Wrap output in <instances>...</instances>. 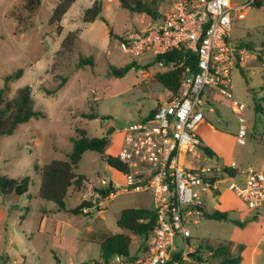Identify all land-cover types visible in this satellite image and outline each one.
<instances>
[{
	"label": "rangeland",
	"instance_id": "374dc122",
	"mask_svg": "<svg viewBox=\"0 0 264 264\" xmlns=\"http://www.w3.org/2000/svg\"><path fill=\"white\" fill-rule=\"evenodd\" d=\"M58 1L41 0L37 9L28 14L22 8V0H0V88L5 76L20 70L21 77L8 84L4 97L10 99L17 89L27 85L33 108L44 114V118L18 125L11 136L0 137V175L12 179L29 176L27 188L31 195L30 200L13 193L0 195V211L4 216L0 223V264H11L13 258L22 264H94L99 260L98 244L103 239L102 234L128 236L131 256H137L147 244L143 238L118 228L116 220L126 208L152 209V197L148 192H119L101 204L103 211L88 215L70 212L81 195L76 190L71 189L69 192L73 195L66 196L65 210L34 194L39 186L34 165L41 167L51 159L65 160L71 150V138L77 137V128L83 129L88 137L106 136V127L114 121L126 124L138 121L168 96L162 85L145 82L134 71L139 67L136 65L138 58L124 53L118 40V37L144 28L150 16L122 9L118 0H101L102 16L107 25L99 19L84 23L81 16L94 0H76L62 18V30L58 34L55 25L49 23ZM145 1L159 16L166 13L167 4L163 0ZM109 29L112 30L111 37L108 36ZM73 31L78 39L70 52H64L60 43L68 32ZM230 36L235 43L246 42L254 47L264 42V4L248 8L245 19L231 28ZM80 57H90L93 65L76 69ZM130 62L136 63L122 78L114 77L108 70L109 66L121 68ZM139 68L148 72L146 67ZM261 81L258 68L231 71L233 99L246 106L248 132L256 134L257 140L247 139L246 146L235 143V118L228 100L218 97L213 110L219 116L205 110V125L198 126L195 131L200 141L196 148L199 157L184 154L180 159L183 163L192 160L194 167H215L233 160L241 167L248 166L244 162V148L256 147L260 144L259 135H264V116L253 111V100L257 102L264 97ZM57 86L61 87L55 93L45 92ZM90 114L98 115V118L88 119ZM101 117L107 119L101 120ZM119 136L118 130L106 136L107 147L113 151H107V154L88 151L82 155L75 172L87 183L96 184L97 177L104 176L124 186L122 174L105 161L106 155L112 156L117 150ZM203 148L213 155H206ZM231 181L224 177L218 186L223 189ZM85 190L83 183L79 192ZM24 207H28L26 213ZM42 211H45L47 221L38 229ZM257 216L255 220H245L242 227L221 225L212 233L208 230L209 234L206 228L201 230L198 235L207 237L206 245L202 246L203 255L211 251L216 241H221L223 244L217 245H224V248L233 243L247 247L256 245L258 238L264 235V215ZM9 237L13 238L10 245ZM176 242L177 239L175 246ZM8 247L13 249L12 253L8 254ZM256 247L258 257L264 259V238ZM222 259L223 256L215 254L208 257V262L216 264Z\"/></svg>",
	"mask_w": 264,
	"mask_h": 264
},
{
	"label": "built area",
	"instance_id": "2783aa9c",
	"mask_svg": "<svg viewBox=\"0 0 264 264\" xmlns=\"http://www.w3.org/2000/svg\"><path fill=\"white\" fill-rule=\"evenodd\" d=\"M163 1L166 13L150 17L144 28L124 36L120 48L138 58L137 66L147 68V73L139 67L134 70L145 82L181 69L177 93L163 87L168 96L149 114L117 129L119 143L113 156L123 165L124 171L119 172L125 184L104 176L97 177L96 184L86 182L89 206L82 209L84 214L101 211V204L119 192H148L155 226L133 261L113 255L106 264H180L188 246L185 243L178 255L171 257L174 238L189 239V225L203 214L204 196L217 191L224 177L232 180L227 188L247 210L254 216L264 215V171L235 162L215 167H183L179 163L183 152L193 153L200 145L195 131L205 123L204 111L219 116L213 110L218 97L228 100L235 118V143H247L246 106L233 99L231 71L258 68L264 82V42L255 47L235 43L230 30L245 19L248 8L259 7L261 0ZM257 102L262 108L259 114L264 116V97ZM204 178L215 180L209 184Z\"/></svg>",
	"mask_w": 264,
	"mask_h": 264
},
{
	"label": "trees",
	"instance_id": "16d2710c",
	"mask_svg": "<svg viewBox=\"0 0 264 264\" xmlns=\"http://www.w3.org/2000/svg\"><path fill=\"white\" fill-rule=\"evenodd\" d=\"M76 0H59L53 10L49 20L51 25H55L56 31L59 34L62 30L60 22L68 9ZM119 6L135 14H146L151 18H156L159 14L149 8L145 0H118ZM41 0H22V8L28 13L32 14L40 5ZM259 6V5H258ZM100 20L107 25V21L102 16L101 0H94L91 6L84 10L81 20L84 23H92ZM108 36H112V30L109 29ZM78 39L76 31L68 32L60 43L61 50L70 52ZM118 40L123 41L122 37ZM247 46L250 44L247 43ZM85 65H93L90 57H80L76 69ZM134 63L130 62L121 68H114L109 66L108 70L116 78H122L132 68ZM181 69L157 74L155 77L156 83L162 85L164 88L170 90L173 94L177 93L179 87V78ZM22 75L20 70L11 72L4 77L3 86L0 88V137L11 136L18 125L27 123L31 119L44 118V114L33 108V101L31 98V90L29 86H23L17 89L10 99L4 97V93L8 91V84L19 79ZM61 86L55 87L51 91H46L47 94L55 93ZM261 89H264V82L261 83ZM255 113H260L262 108L253 100ZM88 119H96L98 115L90 114ZM107 117H101V120H106ZM77 137L71 138V150L66 155L65 160L53 159L41 167L34 165L35 171L39 173V187L37 197L47 202L53 203L58 209L65 210L64 200L68 194L69 189L79 191L83 188L84 177L78 175L75 170L85 152L91 151L99 154H104L107 146V137H88L83 129L77 128L75 130ZM203 152L210 156V150L203 148ZM105 161L108 166L117 171H124L123 165L117 160L115 156L106 155ZM29 183V178L21 179L8 178L5 175H0V195L7 196L11 193L15 195L23 194ZM89 204L85 201L80 202L70 212L74 215L83 214L82 209L88 207ZM27 211V208H24ZM85 215V214H84ZM202 216L207 220L225 222L230 221L237 227H242L244 223L235 220H229L226 213L213 212L203 213ZM116 226L120 229L127 230L132 235L138 236L147 240L150 237V232L155 226V214L153 210L141 208H126L123 209L116 220ZM131 239L122 234L105 235L99 242V260L94 264H106L107 260L113 255H120L129 261H133L135 256H131L128 252ZM217 253H222V249H217ZM239 258L223 257L219 264H238Z\"/></svg>",
	"mask_w": 264,
	"mask_h": 264
},
{
	"label": "crops",
	"instance_id": "0c3cea01",
	"mask_svg": "<svg viewBox=\"0 0 264 264\" xmlns=\"http://www.w3.org/2000/svg\"><path fill=\"white\" fill-rule=\"evenodd\" d=\"M262 4H264V0H261V3L259 5V7L262 6ZM143 80H144V78H143ZM152 82L156 83L155 80L154 81L152 80L150 83H152ZM151 111H149L148 114ZM202 125H205V123L202 124ZM108 127L109 126H107L106 128H108ZM259 137H260V144H257L256 147H253V148L252 147H249V148L245 147L244 148V154L246 156V159L244 160V162L248 166L257 167V169H259L261 171H264V135H259ZM248 139L256 141L257 140V135L250 131V132H248ZM246 144L244 146H246ZM107 151L111 152L113 150H109V148L106 146L105 154H107ZM184 154H186V153L183 152L180 155L179 163L183 167H194L193 164H192L193 163L192 160H189L187 163H183V161L180 160L181 158H183ZM190 154H192V156H194L196 158L199 157V155L196 153V151H194L193 153H190ZM212 155H213V153H212ZM51 160H53V159H51ZM204 161L205 160H203V162ZM230 162H234V161L232 160ZM229 163H227V164H229ZM227 164H223L221 166H226ZM236 164H238V163H236ZM238 165H240V164H238ZM38 167H40V166H38ZM197 167H201V166H197ZM37 174H38V177H39V173L38 172H37ZM25 177H29V176H25ZM83 183H86V181L84 180ZM217 187H218L217 191L209 192L208 194H206L204 196L203 213H213L215 211L221 212V213H226L229 220H235V221L240 222V223H243L245 220H255L258 217V216H254L249 210H247L246 207L241 203V201L238 198H236L235 195L230 190H228L227 187H225L223 189H220L219 186H217ZM70 190L71 189L68 190V194H70V192H69ZM37 191H38V189L35 190V193H34L35 196H37L36 195ZM79 191L76 192V193H80L81 194L80 197H79L77 205L80 202L86 201L88 199V197L86 195L87 194V187H86L85 192H79ZM28 192L29 191H28V188H27L26 191L23 194L18 195V196H23L27 200H30L31 195ZM70 195H73V194H70ZM208 199H210V201H212V202H209ZM24 208H27V211H28V207H24ZM152 209H149V210H152ZM101 211H103V209ZM42 212H43L42 213L43 216H41V218H40L38 229L39 228L40 229L43 228L45 223H46V221H47L46 220L47 218L44 217V216H46L44 214L45 211H42ZM88 214H90V213H88ZM88 214H85V215H88ZM3 220H4V216H3L2 212L0 211V223ZM221 225H234V224H232L230 221L219 222V221L207 220L201 215L200 217L197 218L195 223H192L190 225V228H189L190 237H189L188 240L185 241V240H182L180 238H174L172 246H171V249H170V256L174 257L175 255H178L179 251L181 250L179 248V246H182V248H183V245L186 243L187 246H188L187 255H186V258L181 262L182 264H210L208 262V257H212L215 254H218V255L223 256V257H225V256L226 257H231V258L238 257L239 258L238 264H264V259H261L257 255V247H256L257 243L260 240H262V238H264V235H262V236H260L258 238L256 245H254L253 247H247L248 245L245 246V245H242V244L233 243V244L227 245V247L224 248V245L223 246L217 245V244H223V243H221V241H216L214 243V247H212L211 251H208L206 256L203 255V253L201 252L202 251V246L206 245L207 237L199 236L198 233L201 230H204L205 228L207 229V231L209 230L212 233L213 229H217ZM235 227H237V226H235ZM191 228H192V230H191ZM191 231H193V233H194L193 235L191 234ZM209 231H208L207 234H209ZM101 236L103 238L105 235L102 234ZM175 239L178 240V242H176V244H177L176 246H175ZM12 242H13V238L9 237L8 244L10 245ZM0 243H1V237H0ZM143 248L141 249L139 254L143 251ZM219 248L222 249V252H223L222 254L223 255H221V253H217V249H219ZM7 249H8V254L13 252V249L11 247H8ZM139 254L137 256H135V257H138ZM12 261H17V262L21 263L20 260H17V259H14V258L11 260V263H12ZM219 263H216V264H219Z\"/></svg>",
	"mask_w": 264,
	"mask_h": 264
},
{
	"label": "water",
	"instance_id": "95a60500",
	"mask_svg": "<svg viewBox=\"0 0 264 264\" xmlns=\"http://www.w3.org/2000/svg\"><path fill=\"white\" fill-rule=\"evenodd\" d=\"M105 122V121H104ZM125 125L124 121H114L113 125L109 126L106 130L105 135L109 136L112 134L115 130L123 128ZM215 178H204V182L212 184L214 182Z\"/></svg>",
	"mask_w": 264,
	"mask_h": 264
}]
</instances>
